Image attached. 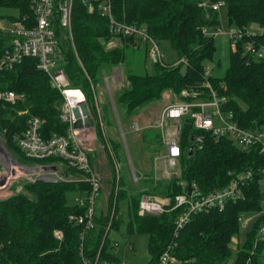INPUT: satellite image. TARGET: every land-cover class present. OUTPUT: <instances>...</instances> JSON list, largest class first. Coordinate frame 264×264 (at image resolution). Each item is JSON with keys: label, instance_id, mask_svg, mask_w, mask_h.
<instances>
[{"label": "trees", "instance_id": "1", "mask_svg": "<svg viewBox=\"0 0 264 264\" xmlns=\"http://www.w3.org/2000/svg\"><path fill=\"white\" fill-rule=\"evenodd\" d=\"M214 1L223 2L221 7L227 8V17L233 26L244 28L245 32L247 25L256 23L260 31L254 35L244 34L236 49L230 48L229 62L221 75L206 76L204 63L212 59L216 50L209 29L219 25L221 8L211 9L210 3ZM0 5L30 11L27 0H0ZM111 6L117 20L145 27L156 41L167 40L176 50L178 59L183 57L185 62L154 63L153 74L145 70L143 60L139 63L141 70L131 69L129 54H136L139 40L118 35L110 44L113 35L106 16L95 8L89 9L83 0H73L71 37L62 45L61 66L69 87L83 92L93 111L92 89L102 72L127 62V84L113 94L118 118L121 115L128 120L141 107L159 99L167 89L175 94L182 90L201 91L199 97L209 98V88L205 85L208 81L217 94L226 97L222 109L230 110L240 126L264 129V58H247L243 53V43L249 38L257 45H264V0H111ZM5 44L6 37L0 30V56ZM181 64L185 66L183 70ZM0 89H10L19 95L13 102L0 100V135L9 150L26 162L65 164L58 157H26L17 145V138L25 130L30 115L42 119L40 133L44 138L53 133L64 134L68 127L60 118L64 97L37 66L36 58L24 57L11 69H0ZM102 108L104 118L109 117V104L103 103ZM139 133L144 141L153 136L156 143H161L158 129L142 128ZM191 133L196 131L186 118L180 130L179 175L159 179L147 175L140 179V186L146 189L129 193V184L121 175L117 188L115 186V164L120 162L124 166L125 161L121 143L113 137H102L97 127L102 149L107 144L111 150L110 155L106 148L113 175L106 210L93 208L92 226L82 236L83 224L70 215H84L86 205L67 204L65 194L69 189L81 188L89 196L90 183L24 179L18 191L0 198V264H92L96 255L97 264H112V257L105 250L106 224L112 214L108 228L118 227L122 219L120 221L116 214L122 200L126 203L127 231L148 234L145 264H158L160 254L166 249L172 256L166 264H264V240L258 236L264 225V190L258 172L264 167V153L257 145L243 149L227 136L215 138L209 132H202L200 146H194L188 154ZM99 149L88 151L92 166V153ZM248 169L253 175L242 185L241 197L227 200L221 209L193 213L176 233L174 220L181 208L158 214L138 211L143 193L173 198L183 190L181 182L195 183L206 192L223 187L237 173ZM66 171L70 173L67 168ZM252 213L255 216L245 231L244 240L236 243L230 260L231 242L241 226L239 217ZM56 230L61 231V238L55 236Z\"/></svg>", "mask_w": 264, "mask_h": 264}, {"label": "built area", "instance_id": "2", "mask_svg": "<svg viewBox=\"0 0 264 264\" xmlns=\"http://www.w3.org/2000/svg\"><path fill=\"white\" fill-rule=\"evenodd\" d=\"M89 5V9H97L108 19L109 31L113 37L118 35L132 36L134 39L146 41L148 44L147 52L154 63L166 64L163 61V55L159 50L157 41L154 40L146 31L145 27L136 24L125 23L115 18L111 0H83ZM29 12H21L10 16V24L5 27L0 21L1 32L6 29V44L0 56V69H11L16 63H19L24 57H35L37 66L42 69L50 78L52 85L57 87L63 97L60 118L68 125L63 134L53 133L44 138L40 133L42 119L36 115H30L27 118L25 130L17 138V145L20 151L29 158L42 159L46 157H58L64 161V165L72 174L71 180L86 181L91 185L89 196L79 201V204L86 205V212L82 216L70 215L83 224V232L92 226V213L94 208V197L99 189L98 176L94 171L88 157V151H91L94 140L90 135V126L88 125L90 116L89 109L83 110V104L87 102L82 92V99L79 104L82 107L84 118L80 120L77 116L76 104H70L64 94L66 87L69 88V81L61 65L56 67V61L62 60V42L60 30H65L66 39L71 37V15L73 0H27ZM223 5L222 1L210 3V8L218 10ZM205 32V28L203 29ZM219 33L225 34L229 39L230 48L236 49L237 42L244 38V34L254 35L253 32L245 31L244 28L230 26L228 29H218ZM3 34V33H2ZM111 40L110 44H113ZM243 53L247 58H264V45L249 38L243 43ZM179 62H185V58H179L170 65H176ZM204 74H210V69L205 68ZM209 88V98L199 97L195 91L182 90L180 96L174 101L164 103L161 111L152 120V122L139 125L133 120L131 127L133 130L152 127L162 132L165 138L164 156L170 163H175L181 154V147L178 141V134L183 125V121L189 118L191 126L195 129L194 146L199 147L202 139V132H209L213 137H229L240 148H249L252 145L259 146V151L264 153V129L251 130L238 124L233 118L232 112L222 109L226 97L219 95L205 82ZM19 95L10 89H0V100L13 102ZM88 108V106H87ZM119 121L118 115H116ZM93 129V128H92ZM91 129V130H92ZM94 149V148H93ZM41 164H36L29 168L28 180H34L37 175H46L52 177L54 181L63 180L62 172L58 164L49 163L46 165H56V169L46 171L40 169ZM261 175L260 185L264 190V167L258 171ZM27 173V172H25ZM132 175L135 180L138 176L134 171ZM253 171L248 169L237 173L226 185L203 192L195 184L181 182L183 190L177 193L173 198L168 196H159L143 193L139 199L140 214H158L165 210L181 208L174 220V232L182 227L193 213L208 211L212 208L221 209L227 200H235L242 196V185L251 179ZM187 185L190 191L187 190ZM2 185L0 186V188ZM241 220L242 225H246L248 218ZM244 222V223H243ZM57 238H61L62 233L59 230L54 232ZM260 239L264 240V225L259 229ZM172 260L169 249L164 250L160 256L158 264H166ZM92 264H96L93 262Z\"/></svg>", "mask_w": 264, "mask_h": 264}, {"label": "rangeland", "instance_id": "3", "mask_svg": "<svg viewBox=\"0 0 264 264\" xmlns=\"http://www.w3.org/2000/svg\"><path fill=\"white\" fill-rule=\"evenodd\" d=\"M18 10L16 7L0 5V21L3 25L7 27L10 24V16L16 15ZM218 19L219 25L217 27L210 28V35L213 37L214 44L216 47L215 53L212 59L205 61L204 68L210 69L209 75H221L229 62V51L230 43L229 39L225 34L219 33L218 29H228L230 26H233L229 23L227 17V8L225 6L221 7L218 10ZM247 30L253 33L260 31V27L256 23H250L247 25ZM3 35H6V29L2 31ZM65 30H60V37L62 45H65L66 35ZM70 39V36H69ZM111 39H118L113 37ZM118 43V40H115ZM157 44L161 54L163 55V61L166 64H172L178 60V54L176 50L171 46V44L165 39L157 40ZM69 42L67 44L68 48ZM136 54L131 52L129 54L130 60H132V67L134 70H141L139 63L143 60V67L149 74L155 72V64L152 61L151 57L148 55L147 48L148 44L146 41L140 40L136 46ZM130 52V51H129ZM56 67L61 65L62 60L56 61ZM127 62H122L117 66H113L108 71H103L101 78L97 81L96 85L92 89L93 93V104L94 111L90 105L87 104L89 109V116L92 120V123L88 122L90 126V135L93 136L94 140L93 148L100 147L99 153H92V162L95 173L98 176L99 189L95 193L94 197V208L95 209H105L107 208V198L111 188V182L113 181V175L111 169L108 165V158L106 157V151L111 150L106 144L104 149H102L99 143V136L97 135V127L100 128L102 137H113L119 140L121 143L122 151L125 156L124 166L119 162L115 164V186L118 185V177L121 175L125 181L128 182L129 186L127 190H130L129 193H135L138 190L146 189L145 186H140V179L145 178L147 175L152 176L153 178H169L171 176L179 175V158L176 159L175 163H170L167 158L164 156L165 151V138L166 136L159 131L161 143L158 144L155 142L153 136L148 138L149 140L144 141L141 137L140 129L133 130L131 127V122L136 120L139 125L142 122L139 118H134L136 114L124 120L121 115H119V121L116 119L117 112L113 104V94L116 90L123 87L127 84L126 72H127ZM183 64L180 65V69H184ZM166 95L161 96L157 100H153L144 107H141L138 112L147 113L149 117H152L151 113L156 110L158 113L161 111L163 105L160 106L161 101L164 103L174 101L175 98L180 96L175 94L171 89L165 90ZM197 94L201 91H196ZM73 97L70 99L72 102L75 101V98H79L78 94H72ZM199 96V95H198ZM87 102V101H86ZM102 103V104H101ZM103 103H108L111 107V114L109 117H105L102 114V105ZM63 105V104H62ZM156 105H159L156 107ZM62 107V106H61ZM152 112L149 113V110L152 108ZM137 112V113H138ZM185 123V120L183 121ZM155 132V131H154ZM180 140V132L178 134V141ZM0 144L2 149H4L10 156V160L7 163L0 161V198L5 197L11 194L13 191H16V185H21L24 179H28L30 176L29 168L33 167L36 162H26L18 158L15 153H13L10 148L7 147L0 135ZM107 148V149H106ZM1 151V148H0ZM5 163V164H4ZM121 164V165H120ZM60 171L63 175V180L80 182L76 180H71L73 177L72 174L66 171V166L59 163ZM21 171V172H20ZM132 171L138 176V180H135ZM27 172V173H25ZM4 174V175H3ZM140 181V182H139ZM6 189L5 192L2 190ZM117 190V189H115ZM87 195V191L81 188H73L66 191V202L69 205H75L81 199H84ZM112 211V208L110 209ZM112 214H110L109 220L106 224L107 235V245L106 252L112 257V264H145L148 259L147 253V240L148 234L145 232L127 231L126 221H127V211L126 203L122 200L119 202V210L117 216H120V221L117 228H108L109 223L111 222ZM116 216V217H117ZM255 213L245 214L242 216V219L248 218V223L244 226L240 224V229L238 234L233 238L231 242V256L230 260L233 258L236 251V243H241L244 240V235L246 229L250 226L252 219L254 218ZM114 217V216H113ZM244 223V222H243ZM113 225V224H112ZM114 228V229H113ZM94 262L99 263L98 255H96Z\"/></svg>", "mask_w": 264, "mask_h": 264}, {"label": "bare ground", "instance_id": "4", "mask_svg": "<svg viewBox=\"0 0 264 264\" xmlns=\"http://www.w3.org/2000/svg\"><path fill=\"white\" fill-rule=\"evenodd\" d=\"M78 94L79 96V98H75L76 100L75 101H71L70 99L73 97V95L72 94ZM64 94H65V96H66V98L69 100V102H70V104L72 105V104H76V110H77V116H78V118L80 119V120H82V118H84L85 119V117H84V113H83V111H82V107L80 106V104H79V101H80V99H82V94H81V92L78 90V89H75V88H72V87H66L65 88V90H64ZM0 148H1V151H0V158H1V161L2 162H5V163H7V162H9V161H12V160H10V156L8 155V153L4 150V149H2V147L0 146ZM4 163V164H5ZM21 172V171H20ZM4 175V174H3ZM1 190V189H0ZM5 190L6 189H3L2 191L3 192H5Z\"/></svg>", "mask_w": 264, "mask_h": 264}, {"label": "water", "instance_id": "5", "mask_svg": "<svg viewBox=\"0 0 264 264\" xmlns=\"http://www.w3.org/2000/svg\"><path fill=\"white\" fill-rule=\"evenodd\" d=\"M83 110H84V112H87V110H88V108H87V106H86L85 103L83 104ZM89 123H92V120H91V119H89ZM189 140H190L191 143H190V146H189V148H188V154H190V153L192 152V150H193V140H194V136H193L192 133H191L190 136H189ZM0 146L2 147L1 144H0ZM0 161H1V158H0ZM39 167H40V169H42V170H44V171H46V170H48V169H53V170L56 169V165H46V164H41ZM35 179H38V180H45V181H54V179H53L52 177H48V176H46V175H37V176L35 177ZM187 190L190 191V187H189V185H187Z\"/></svg>", "mask_w": 264, "mask_h": 264}, {"label": "crops", "instance_id": "6", "mask_svg": "<svg viewBox=\"0 0 264 264\" xmlns=\"http://www.w3.org/2000/svg\"><path fill=\"white\" fill-rule=\"evenodd\" d=\"M165 95H166V92L163 91L162 94H161V96L163 97V99H164V96H165ZM163 104H164V102H163V100H162L161 103H160V106L163 105ZM157 106H159V105H156V107H157ZM153 108H155V107H152V108L149 110V113L152 112V110H154ZM157 114H158V112H157L156 110H154L153 113H151L152 117H149V116L147 115V113L145 114V113H143V112H138V113H136V115H135L134 118H139V120L142 122L141 125H145V124H148V123L152 122V120L157 116ZM131 123H132V122H131ZM131 123H130V124H131ZM98 153H99V151H98ZM20 188H21V185L18 184V185H16L15 190L18 191ZM13 192H14V191H13Z\"/></svg>", "mask_w": 264, "mask_h": 264}]
</instances>
